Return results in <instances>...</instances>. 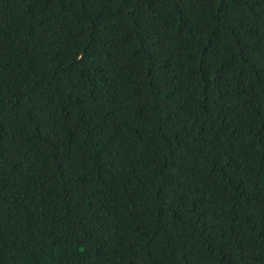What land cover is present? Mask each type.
<instances>
[{
  "label": "trees",
  "instance_id": "1",
  "mask_svg": "<svg viewBox=\"0 0 264 264\" xmlns=\"http://www.w3.org/2000/svg\"><path fill=\"white\" fill-rule=\"evenodd\" d=\"M0 264H264V0H0Z\"/></svg>",
  "mask_w": 264,
  "mask_h": 264
}]
</instances>
